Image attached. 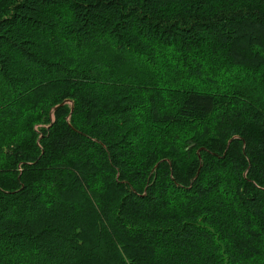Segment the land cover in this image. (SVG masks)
Listing matches in <instances>:
<instances>
[{"label": "trees", "instance_id": "obj_1", "mask_svg": "<svg viewBox=\"0 0 264 264\" xmlns=\"http://www.w3.org/2000/svg\"><path fill=\"white\" fill-rule=\"evenodd\" d=\"M0 264H264V0H0Z\"/></svg>", "mask_w": 264, "mask_h": 264}, {"label": "rangeland", "instance_id": "obj_2", "mask_svg": "<svg viewBox=\"0 0 264 264\" xmlns=\"http://www.w3.org/2000/svg\"><path fill=\"white\" fill-rule=\"evenodd\" d=\"M65 103V102H64ZM67 104H70V106H71V103L68 101L67 102ZM54 118L52 117V120H53ZM40 126H45V124H38V125H36V126H34V129H36V130H38V128H40Z\"/></svg>", "mask_w": 264, "mask_h": 264}]
</instances>
